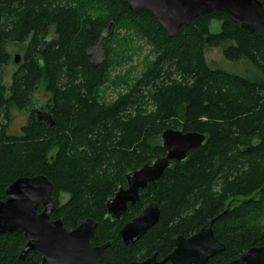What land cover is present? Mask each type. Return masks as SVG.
I'll return each mask as SVG.
<instances>
[{"label": "trees", "instance_id": "16d2710c", "mask_svg": "<svg viewBox=\"0 0 264 264\" xmlns=\"http://www.w3.org/2000/svg\"><path fill=\"white\" fill-rule=\"evenodd\" d=\"M213 22L220 23L218 33ZM131 36L150 47L153 59L108 104L102 89L124 83L112 72L131 59ZM8 43H28L20 63L14 61L10 88L3 84ZM100 44L104 59L97 63L89 52ZM219 48L230 62H249L256 77L211 68L206 52ZM41 87L51 95L46 106L55 126L33 114L21 136L10 135L11 110L25 111ZM168 129L201 133L206 142L112 221L108 201L127 188L129 173L166 156L161 135ZM41 175L53 184L51 220L69 231L89 219L98 223L93 246L110 243L102 264L153 254L164 260L178 237L190 238L211 220L226 249L207 264H229L263 247L264 29L248 34L215 11L170 37L154 16L134 13L122 0H0V201L17 179ZM62 195L69 197L64 204ZM153 202L159 223L124 244L123 226ZM26 243L23 234L0 235V264H41L34 253L20 258Z\"/></svg>", "mask_w": 264, "mask_h": 264}, {"label": "water", "instance_id": "95a60500", "mask_svg": "<svg viewBox=\"0 0 264 264\" xmlns=\"http://www.w3.org/2000/svg\"><path fill=\"white\" fill-rule=\"evenodd\" d=\"M134 13L146 11L154 16L170 37H177L181 29L200 16L218 11L226 13L242 31L252 34L264 29V6L259 0H122ZM21 57L15 58L19 64ZM35 103L33 100L30 106ZM39 121L55 126L53 116L46 105L35 112ZM206 142L205 135L168 129L161 135L166 156L127 175V188H121L107 203L108 218L121 221L129 205H135L141 191L157 183L174 162H184L188 154ZM53 184L45 176L22 177L6 191V199L0 201V235L23 234L27 243L20 258L34 253L41 264H102L110 243L93 246L98 223L89 219L75 230L69 231L62 220H51L56 210ZM42 207V211L39 209ZM227 213V212H226ZM161 210L150 203L136 217L129 220L120 231L126 245H133L160 221ZM214 220L186 239L178 237L176 249L166 259L158 261L157 255L132 264H207L225 251V246L215 237ZM229 264H264V246L253 248Z\"/></svg>", "mask_w": 264, "mask_h": 264}, {"label": "rangeland", "instance_id": "374dc122", "mask_svg": "<svg viewBox=\"0 0 264 264\" xmlns=\"http://www.w3.org/2000/svg\"><path fill=\"white\" fill-rule=\"evenodd\" d=\"M211 31L213 33H218L220 31V23L213 22L211 25ZM27 44H16V43H8L6 50L11 55V62L9 66L4 68L3 71V84L10 88L13 82V76L18 70L17 65H15L14 61L16 57H23L26 53ZM129 52L128 55L131 56V59L127 58L122 61L121 66H119L116 70L112 72V78L117 76H121L124 80V83H121L119 86L114 87L107 84L101 92L103 97V101L108 104L113 103L117 100L120 93L124 94L126 92V85L131 86L136 78L140 77L144 72L147 61L153 59L151 57L148 59L147 55L149 54L150 47L146 46L143 41H139L136 37H130L128 44ZM92 60L94 62L100 63L104 59V52L102 45H98L93 48L89 52ZM206 60L209 66L213 69H221L234 74H238L244 77L253 78L256 77L257 73L253 66L246 61L240 62H230L223 55V48L219 49H209L206 52ZM51 98V95L45 90V88L41 87L34 94V108H41L46 105ZM29 124V112H25L24 110H19L17 108H13L11 110V122L8 133L13 136H21L23 134V129L27 127ZM69 197L67 195H62L61 203L64 204L67 202ZM239 200H243L239 198Z\"/></svg>", "mask_w": 264, "mask_h": 264}, {"label": "flooded vegetation", "instance_id": "af4514ba", "mask_svg": "<svg viewBox=\"0 0 264 264\" xmlns=\"http://www.w3.org/2000/svg\"><path fill=\"white\" fill-rule=\"evenodd\" d=\"M34 105V104H33ZM33 105H31L30 106V109H28L27 111L29 112V119H30V117L33 115V114H35V112H36V110H37V108H34V106ZM36 115V114H35ZM126 189V188H125ZM129 207V206H128ZM124 216V215H123ZM122 220V219H121ZM124 227V226H123ZM151 257V256H150ZM145 260V259H144ZM157 260L158 261H161V260H159L158 258H157ZM141 261H143V260H141ZM135 262H140V261H135ZM132 264V263H131Z\"/></svg>", "mask_w": 264, "mask_h": 264}]
</instances>
